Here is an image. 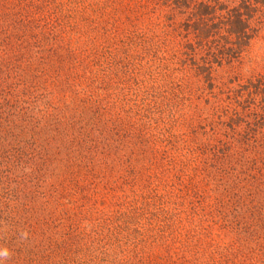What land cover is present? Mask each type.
<instances>
[{
	"label": "trees",
	"instance_id": "trees-1",
	"mask_svg": "<svg viewBox=\"0 0 264 264\" xmlns=\"http://www.w3.org/2000/svg\"><path fill=\"white\" fill-rule=\"evenodd\" d=\"M2 264H264V0H0Z\"/></svg>",
	"mask_w": 264,
	"mask_h": 264
},
{
	"label": "clouds",
	"instance_id": "clouds-1",
	"mask_svg": "<svg viewBox=\"0 0 264 264\" xmlns=\"http://www.w3.org/2000/svg\"><path fill=\"white\" fill-rule=\"evenodd\" d=\"M4 256H7V251L6 250L0 251V258H2ZM0 264H2V262H0Z\"/></svg>",
	"mask_w": 264,
	"mask_h": 264
}]
</instances>
